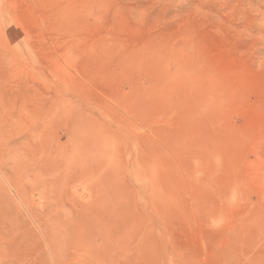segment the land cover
Returning <instances> with one entry per match:
<instances>
[{"label":"rangeland","instance_id":"374dc122","mask_svg":"<svg viewBox=\"0 0 264 264\" xmlns=\"http://www.w3.org/2000/svg\"><path fill=\"white\" fill-rule=\"evenodd\" d=\"M0 264H264V0H0Z\"/></svg>","mask_w":264,"mask_h":264}]
</instances>
